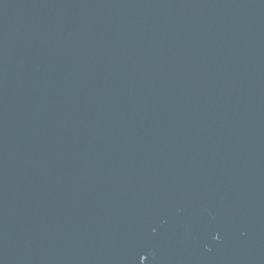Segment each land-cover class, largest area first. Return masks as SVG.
I'll return each instance as SVG.
<instances>
[{"label":"water","instance_id":"95a60500","mask_svg":"<svg viewBox=\"0 0 264 264\" xmlns=\"http://www.w3.org/2000/svg\"><path fill=\"white\" fill-rule=\"evenodd\" d=\"M0 264H264V0H0Z\"/></svg>","mask_w":264,"mask_h":264}]
</instances>
